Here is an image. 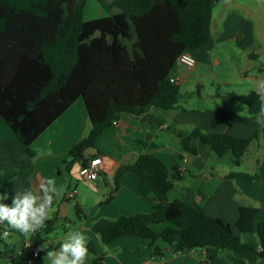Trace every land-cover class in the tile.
I'll return each mask as SVG.
<instances>
[{
  "label": "trees",
  "instance_id": "1",
  "mask_svg": "<svg viewBox=\"0 0 264 264\" xmlns=\"http://www.w3.org/2000/svg\"><path fill=\"white\" fill-rule=\"evenodd\" d=\"M98 1L108 13L84 19L86 0H0V118L23 144L25 154H32L31 142L77 98L82 99L90 129L68 150L72 159L83 158L85 150L95 147L117 113L140 116L148 115L151 107H176L179 85L169 79L171 68L181 52L191 53L209 41L215 0ZM237 99L246 106L247 118L255 117L264 104L255 90ZM258 135L264 138V125L251 138L194 127L180 143L195 154L190 139L198 137L218 157L230 152L237 166ZM124 169L138 176L139 195L151 210L119 214L99 231L101 242L130 235L148 239L158 255L165 247L214 246L264 256V218L254 226L257 207L239 206L236 227L241 238L223 217L168 199L174 176L170 169L178 172L175 164L169 168L158 155L144 153L125 163ZM24 170L17 166L0 170V191ZM226 176L252 183L259 179L256 172L230 171ZM55 221L49 218L33 239L50 233ZM59 246L49 244L43 251ZM88 247L90 264H108L91 241ZM29 257L21 254L16 261Z\"/></svg>",
  "mask_w": 264,
  "mask_h": 264
},
{
  "label": "crops",
  "instance_id": "2",
  "mask_svg": "<svg viewBox=\"0 0 264 264\" xmlns=\"http://www.w3.org/2000/svg\"><path fill=\"white\" fill-rule=\"evenodd\" d=\"M259 1L264 7V0ZM103 10L100 5L96 17L108 13ZM261 15L262 10H254L249 2L215 0L209 41L203 47L191 51L195 58V64L191 67L193 69L197 60L202 61L207 56L212 43L226 39L245 50L246 61L235 71L234 89L217 92V100H209L206 106H186L178 102L171 109L151 107L148 115L133 116L119 112L114 117L116 124L102 131L95 147L85 150L83 158L72 159L68 155V150L85 137L90 129L81 98H77L31 142L32 154L29 155L24 153L23 144L0 118V127L6 126V136L0 138V144H6V155H0V170L9 166L25 167L0 193H6L9 197L24 189L37 191L39 184L47 178L55 179L61 193L54 200L50 211L49 218L56 219L54 229L38 239L42 244L38 257L16 261L22 254V240L28 235L35 238V232L21 236L20 232L10 229L6 223L0 224V264H51L43 249L57 242L61 245L73 230H79L91 241L96 253L108 264H264V256L257 251H236L214 246L184 250L165 247L163 254L158 255L152 252L149 240L143 237L126 235L110 243H103L99 238V231L114 222L119 214L150 212L151 204L139 195L138 176L124 169L125 163L144 153L158 155L169 168L174 164L177 167V174L170 169V174L175 176L168 192L170 201L179 199L202 207L210 216L223 217L241 238L243 236L236 227L240 205L258 208L254 226L264 218V156L262 164L258 163L256 167L259 179L252 183L239 177L226 176L230 171L245 172L233 168L236 165L230 152L218 157L198 137L190 139V145L196 149L195 154L184 150L180 143L181 136L187 135L194 127L203 132H226L242 138H251L261 127L255 122V117H246L247 108L237 99L251 90L264 97V90L259 87L264 83V64L252 68L253 65L248 61L249 58L259 60L260 52L249 51L246 46H254L260 40L264 47ZM214 59L219 62L218 58ZM176 75L171 74L179 85L183 76L180 78ZM224 82L227 86L231 84L227 79ZM255 138L258 140L255 146H259V138L263 137L258 135ZM93 155H99L102 159L99 177L91 181L83 180L78 175L79 168ZM73 189L76 190L73 198L75 203L65 197ZM7 200H0V203L7 204ZM75 204L80 210L79 214ZM58 225L63 231L62 235L53 233ZM5 233H8V241L4 240ZM90 262L89 252L85 264Z\"/></svg>",
  "mask_w": 264,
  "mask_h": 264
},
{
  "label": "rangeland",
  "instance_id": "3",
  "mask_svg": "<svg viewBox=\"0 0 264 264\" xmlns=\"http://www.w3.org/2000/svg\"><path fill=\"white\" fill-rule=\"evenodd\" d=\"M241 1L249 2L254 10H262L263 15H261V17L263 19V23L260 25V27L264 28V7L259 3L260 1ZM99 9L100 3L98 0H86L83 9V17L88 19L96 17ZM262 35L264 36V30H262ZM246 46L248 48L247 50L249 51L260 52L261 58L259 60L254 61L253 59H248V61H250V63L253 65L252 68H257L261 63L264 64V47L261 44V41L258 40V43L254 46H250L248 44H246ZM208 50L209 51L207 53V56H205L202 61L197 60L196 66L193 69L178 61H176L173 68H171L170 74L177 73L176 76L180 78L183 76V81L179 84V103H182L186 106H196V104H202L203 106H206V103L209 100H217V97L215 95L217 92L234 89L235 82L233 79L235 71L238 67L243 66L244 62L246 61L245 50H243L235 42L226 39L224 41L221 40L219 42H215L214 44L212 43L211 45H209ZM215 57L218 58V63L215 62ZM225 79L230 81L231 84L227 86L224 82ZM2 123L6 125L5 122ZM5 136L6 126L5 128L0 127V138ZM256 141H258L256 138L251 139V144L249 145L248 150L241 158L240 166H233V168H239V170H243L245 172H251L252 169L255 168L254 172L258 173V171H256V167L258 163L262 164L263 161L264 139L259 138V146H255ZM0 155H6V144H0ZM2 195L4 194L0 193V196ZM70 201L72 203H75V199H71ZM161 226L162 225L159 224L158 226H156V228L159 229L161 228ZM234 230L237 232L236 228H234ZM53 233L62 235L63 231L58 225L56 232ZM27 238H29V235L27 236ZM4 240L8 241V236H6ZM44 255L45 254L43 253L42 256Z\"/></svg>",
  "mask_w": 264,
  "mask_h": 264
},
{
  "label": "clouds",
  "instance_id": "4",
  "mask_svg": "<svg viewBox=\"0 0 264 264\" xmlns=\"http://www.w3.org/2000/svg\"><path fill=\"white\" fill-rule=\"evenodd\" d=\"M259 87L264 90V83ZM257 124L264 125V104L255 116ZM56 181L53 178L43 180L37 191L24 189L17 191L11 197V204L0 203V224L7 225L24 235L36 232L45 227L50 217L54 200L60 195ZM5 193L0 200H7ZM8 233H5L7 236ZM89 241L79 230L68 233L58 250L48 251L51 264H85L89 254Z\"/></svg>",
  "mask_w": 264,
  "mask_h": 264
},
{
  "label": "built area",
  "instance_id": "5",
  "mask_svg": "<svg viewBox=\"0 0 264 264\" xmlns=\"http://www.w3.org/2000/svg\"><path fill=\"white\" fill-rule=\"evenodd\" d=\"M177 61L183 63L188 67H193L195 64L194 56L188 52L183 51L181 52L178 57ZM170 81L177 83V79L170 76ZM116 124V120L112 119V125ZM102 164V159L99 155H93L89 157L79 168V177L83 180H96L99 177V170ZM76 190L73 189L65 194V197L68 199H73L75 197ZM42 250V244L39 241H35L32 237L24 238L22 240V246L20 252L22 254H27L30 256L29 259L32 260L38 257L40 251Z\"/></svg>",
  "mask_w": 264,
  "mask_h": 264
}]
</instances>
